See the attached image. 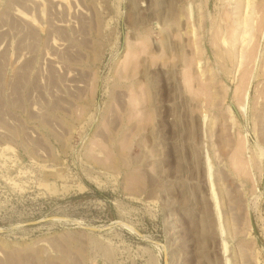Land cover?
I'll return each instance as SVG.
<instances>
[{
	"label": "rangeland",
	"instance_id": "rangeland-1",
	"mask_svg": "<svg viewBox=\"0 0 264 264\" xmlns=\"http://www.w3.org/2000/svg\"><path fill=\"white\" fill-rule=\"evenodd\" d=\"M0 264H264V0H0Z\"/></svg>",
	"mask_w": 264,
	"mask_h": 264
}]
</instances>
